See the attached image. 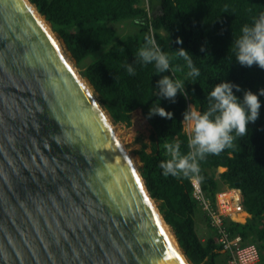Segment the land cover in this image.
<instances>
[{"label":"trees","instance_id":"trees-1","mask_svg":"<svg viewBox=\"0 0 264 264\" xmlns=\"http://www.w3.org/2000/svg\"><path fill=\"white\" fill-rule=\"evenodd\" d=\"M64 42L114 123L139 109L151 150H136L150 196L190 264H217L221 245L195 229L197 175L213 202L214 170L238 188L248 217L230 236L264 246V0H30ZM128 21L135 34L119 35ZM188 104L198 116L183 129ZM226 264V263H223Z\"/></svg>","mask_w":264,"mask_h":264},{"label":"water","instance_id":"water-1","mask_svg":"<svg viewBox=\"0 0 264 264\" xmlns=\"http://www.w3.org/2000/svg\"><path fill=\"white\" fill-rule=\"evenodd\" d=\"M39 16L0 0V264H190Z\"/></svg>","mask_w":264,"mask_h":264},{"label":"rangeland","instance_id":"rangeland-1","mask_svg":"<svg viewBox=\"0 0 264 264\" xmlns=\"http://www.w3.org/2000/svg\"><path fill=\"white\" fill-rule=\"evenodd\" d=\"M143 6L146 7L147 3L146 0H143ZM138 26L132 25L130 22L125 21L119 24L118 26V32L119 35L122 34H135L138 32ZM59 39V38H58ZM60 40V39H59ZM61 41V40H60ZM68 53V52H67ZM71 60L74 62L75 61L73 58ZM76 69L79 72L78 67L76 66ZM96 96V95H95ZM97 97V96H96ZM98 101V98H96ZM105 111V110H104ZM138 115L142 118L139 120H134V112H131L130 114V119L131 123L130 125L126 126L125 124L122 123H114L111 121L113 128L115 132L117 133L116 136L117 138L121 141L122 145L124 146L125 150L128 152V154L131 156L134 165L136 168L139 170V167L141 166V161L139 160L138 155L136 154V150L141 148L143 145H145V150L149 152L151 150V140H152V126L150 125L148 119H146L141 111L138 109ZM106 112V111H105ZM195 112V113H194ZM198 112L197 110L193 107L192 104H188V112L186 118L183 120V129L187 132V134L191 135L193 132V129L195 127V123L197 120ZM138 121V122H136ZM223 168L219 167L214 170V179L215 182L212 185L214 189V199L213 202H211L203 193V197L214 204L215 201V195L218 194L220 191H222L225 188V184L218 178V173L221 172ZM200 183V182H198ZM201 188V187H200ZM202 191V190H201ZM199 206L195 211L194 218H195V229L197 232V235L202 241H205L207 237L214 235L217 240V234L215 229L210 225L209 219L206 213L205 208L203 207V204L200 202V200H197ZM157 204V202L155 201ZM227 220V219H226ZM247 242H252L258 252L260 259L262 260L264 264V246L263 244H259L257 241H247ZM226 263V254L223 253L222 256L217 259V264H223Z\"/></svg>","mask_w":264,"mask_h":264},{"label":"built area","instance_id":"built-area-1","mask_svg":"<svg viewBox=\"0 0 264 264\" xmlns=\"http://www.w3.org/2000/svg\"><path fill=\"white\" fill-rule=\"evenodd\" d=\"M197 175L191 178L192 194L203 204L209 223L215 229L221 252L226 254V264H263L259 252L252 242H244L239 235L230 236L224 221L245 222L248 213L242 204V194L238 188L225 185L215 195L214 204L206 200L198 183Z\"/></svg>","mask_w":264,"mask_h":264},{"label":"bare ground","instance_id":"bare-ground-1","mask_svg":"<svg viewBox=\"0 0 264 264\" xmlns=\"http://www.w3.org/2000/svg\"><path fill=\"white\" fill-rule=\"evenodd\" d=\"M31 7H32V8H35L34 5H31ZM39 18H40V20L43 22V24L46 26V28L50 31V33L52 34V36L55 38L57 44L60 46L61 50L64 52V55L66 56V58H68L69 62L73 65L74 62L71 60L69 54L65 51L64 46L62 45V42L58 39L57 35H56L54 32H52V31L50 30L49 24L43 19L42 16H39ZM79 76H80V75H79ZM80 79H81V82L83 83V85L85 86V88L87 89V91H88V92L90 93V95L92 96L93 100L96 101L95 99H96L97 97L95 96V93L93 92V89H92V87L89 85V83L87 82V80H86L84 77H82V76H80ZM133 112H134V113H133V114H134V115H133V116H134V117H133L134 120H139V119L142 120V118L138 115V112H139L138 109L134 110ZM194 113H195V112H194ZM104 115H105L107 121L109 122V125H110L111 129L113 130L114 134L116 135L117 133L115 132L112 123L108 120L107 115H106L105 113H104ZM136 122H138V121H136ZM116 137H117V136H116ZM120 142H121V141H120ZM130 160H131L132 163L134 164V162H133L131 156H130ZM164 226H165V228L167 229L168 234H169L171 240L175 243V238H174L172 232L170 231L168 225L164 223Z\"/></svg>","mask_w":264,"mask_h":264}]
</instances>
